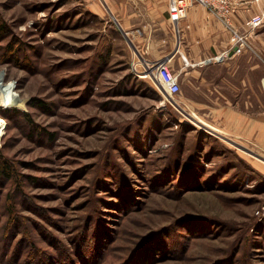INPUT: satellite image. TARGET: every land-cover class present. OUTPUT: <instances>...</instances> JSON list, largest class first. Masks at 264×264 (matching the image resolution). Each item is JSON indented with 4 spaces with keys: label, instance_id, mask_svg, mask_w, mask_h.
Instances as JSON below:
<instances>
[{
    "label": "rangeland",
    "instance_id": "1",
    "mask_svg": "<svg viewBox=\"0 0 264 264\" xmlns=\"http://www.w3.org/2000/svg\"><path fill=\"white\" fill-rule=\"evenodd\" d=\"M92 2L0 0V88L25 102L0 89V264H264V23L243 34L237 77L171 70L169 98ZM236 83L262 113L260 144L206 123L222 104L206 90Z\"/></svg>",
    "mask_w": 264,
    "mask_h": 264
},
{
    "label": "crops",
    "instance_id": "2",
    "mask_svg": "<svg viewBox=\"0 0 264 264\" xmlns=\"http://www.w3.org/2000/svg\"><path fill=\"white\" fill-rule=\"evenodd\" d=\"M92 1L90 6L92 12L102 18L109 15L117 28L124 33L130 46L140 53L134 54L135 58H138L137 61L144 63L146 60L155 62L170 58V68L174 73L180 74L181 81L182 71H185L184 75L194 78L197 76L198 79L208 82L207 70L216 67L217 64L226 67L232 77H237L239 68L243 65L241 55L233 51L232 33L200 5H190L185 15L175 24L170 16V0ZM236 1L238 9L234 16V26L241 29L244 22L255 13L246 17L248 13L242 12L250 1ZM254 2L251 0V3ZM184 58L189 64L183 62ZM202 69L206 75L201 79ZM244 83L245 81L243 85ZM233 86L232 96L219 92L216 88L214 92L206 90L207 99L220 100L222 103L206 105L207 109L204 112L206 123L240 142L244 141L243 133L246 131L245 140L251 139L253 145L260 144L262 132L260 108H257V111L254 108H243L239 93L236 94L239 86L237 83ZM178 107L184 110L180 105ZM200 111L201 109L197 112ZM240 148L244 149V146L241 145Z\"/></svg>",
    "mask_w": 264,
    "mask_h": 264
},
{
    "label": "built area",
    "instance_id": "3",
    "mask_svg": "<svg viewBox=\"0 0 264 264\" xmlns=\"http://www.w3.org/2000/svg\"><path fill=\"white\" fill-rule=\"evenodd\" d=\"M193 3H197L213 13L216 19L232 33L236 53H240L244 49L245 37L243 34L258 30L264 23L261 15H254L244 22L243 33H240L233 21L238 9L236 0H170V16L175 24L185 15L187 8ZM135 52L140 54L136 50ZM135 61L136 68L140 73L138 76L157 86L166 97L172 98L179 93V75L171 71L170 58L155 62L146 60L144 63L136 59Z\"/></svg>",
    "mask_w": 264,
    "mask_h": 264
},
{
    "label": "bare ground",
    "instance_id": "4",
    "mask_svg": "<svg viewBox=\"0 0 264 264\" xmlns=\"http://www.w3.org/2000/svg\"><path fill=\"white\" fill-rule=\"evenodd\" d=\"M1 90H4V91H1ZM1 90H0L1 91V99H2L3 105H5V106L10 105V106H14V107H19L22 104V102L20 100H18L16 98V96L11 94V91L8 88H2ZM5 123H6L5 120L0 118V133L3 132V127L5 126ZM216 134H218V133H216ZM221 136L222 135L220 134V137Z\"/></svg>",
    "mask_w": 264,
    "mask_h": 264
},
{
    "label": "trees",
    "instance_id": "5",
    "mask_svg": "<svg viewBox=\"0 0 264 264\" xmlns=\"http://www.w3.org/2000/svg\"><path fill=\"white\" fill-rule=\"evenodd\" d=\"M0 30H2V26L0 27ZM15 112V114L17 115H21V116H24L26 117L27 114L23 111H20L18 109H13ZM10 170H9V167L7 166V163H5V165L2 167V169L0 170V177L1 176H10Z\"/></svg>",
    "mask_w": 264,
    "mask_h": 264
},
{
    "label": "water",
    "instance_id": "6",
    "mask_svg": "<svg viewBox=\"0 0 264 264\" xmlns=\"http://www.w3.org/2000/svg\"><path fill=\"white\" fill-rule=\"evenodd\" d=\"M235 50H236V49H234L233 51H235ZM24 103H25V102H23V103L21 104L22 107L24 106Z\"/></svg>",
    "mask_w": 264,
    "mask_h": 264
}]
</instances>
